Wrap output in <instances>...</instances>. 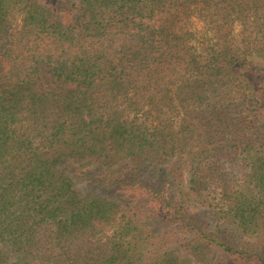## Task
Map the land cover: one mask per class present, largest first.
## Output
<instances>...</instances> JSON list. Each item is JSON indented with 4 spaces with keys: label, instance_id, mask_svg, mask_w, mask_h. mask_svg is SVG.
Listing matches in <instances>:
<instances>
[{
    "label": "trees",
    "instance_id": "16d2710c",
    "mask_svg": "<svg viewBox=\"0 0 264 264\" xmlns=\"http://www.w3.org/2000/svg\"><path fill=\"white\" fill-rule=\"evenodd\" d=\"M0 264H264V0H0Z\"/></svg>",
    "mask_w": 264,
    "mask_h": 264
},
{
    "label": "rangeland",
    "instance_id": "374dc122",
    "mask_svg": "<svg viewBox=\"0 0 264 264\" xmlns=\"http://www.w3.org/2000/svg\"><path fill=\"white\" fill-rule=\"evenodd\" d=\"M210 216H211V215H207V216H206V218H205V219H206V221H209V220H211V221H212V219H211V217H210ZM212 231H213V230H212ZM213 233H214V231L212 232V234H213ZM221 263H222V261H221Z\"/></svg>",
    "mask_w": 264,
    "mask_h": 264
}]
</instances>
